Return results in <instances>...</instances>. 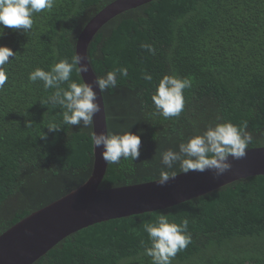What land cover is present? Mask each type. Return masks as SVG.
<instances>
[{
  "label": "trees",
  "instance_id": "trees-1",
  "mask_svg": "<svg viewBox=\"0 0 264 264\" xmlns=\"http://www.w3.org/2000/svg\"><path fill=\"white\" fill-rule=\"evenodd\" d=\"M115 1L54 0L51 9L33 13L26 34L3 28L0 46L16 55L3 66L8 79L0 87V236L92 175L93 125L64 124L59 107L41 106L54 89L45 91L29 74L50 71L63 58L71 62L81 32ZM87 58L96 76L127 68V76L118 74L117 86L102 93L107 128L141 139L140 156L108 164L100 189L157 181L164 151H179L181 142L217 122L246 124L253 138L246 150L264 148V0H154L103 26ZM164 75L191 80L178 117L153 115L151 95ZM71 79L82 82L75 71ZM49 122L61 129L49 132ZM170 171L183 173L179 164ZM159 213L177 224L189 221L191 243L171 264H264V176L165 210L88 227L34 264H152L140 242L149 240L144 222H154Z\"/></svg>",
  "mask_w": 264,
  "mask_h": 264
},
{
  "label": "clouds",
  "instance_id": "clouds-1",
  "mask_svg": "<svg viewBox=\"0 0 264 264\" xmlns=\"http://www.w3.org/2000/svg\"><path fill=\"white\" fill-rule=\"evenodd\" d=\"M54 0H0V37L3 28L23 30L26 34L33 25V13L44 9H51ZM149 53L155 49L149 45H141ZM10 48L0 46V87H3L8 77L3 66L9 62V57L15 58ZM87 61V62H85ZM89 62L86 57L76 54L69 62L68 58L60 59L51 66L50 71L36 68L29 74L32 82L42 81L45 91H54L40 101L41 106L59 107L62 110L63 123L89 128L94 124V116L101 111L96 91L93 85L77 82L71 79L73 71L82 77V73L89 71ZM127 76V68L121 67L107 72L104 76H96V87L100 93L117 86V75ZM145 80L151 81L152 76L145 74ZM67 85L64 87V85ZM191 87V80L164 75L156 85L151 95L155 112L164 118L178 117L184 110L183 91ZM219 119V118H218ZM31 120L25 121V127L32 126ZM49 132L61 129L55 122L46 126ZM247 125L237 127L231 122L215 123L207 126L202 133L189 137L179 144V151L168 149L161 154V163L164 166L159 171L157 184L166 185L175 178V172L170 171L179 164L184 174L191 171L203 173L212 171L214 178H218L232 168L229 157L240 160L246 157L248 145L252 142V135L246 131ZM45 134L41 139H44ZM91 144L96 150L102 148L100 156L107 164H119L121 159L135 161L140 156L141 139L130 131L124 133L92 132ZM187 219L180 224L170 221L169 214L159 213L154 222H144V231L148 234L147 243L141 241L144 254L151 257L152 264H171V259L179 251L187 248L191 243V234L188 232Z\"/></svg>",
  "mask_w": 264,
  "mask_h": 264
},
{
  "label": "water",
  "instance_id": "water-1",
  "mask_svg": "<svg viewBox=\"0 0 264 264\" xmlns=\"http://www.w3.org/2000/svg\"><path fill=\"white\" fill-rule=\"evenodd\" d=\"M154 0H117L98 13L79 35L76 54L87 58L88 47L109 21L120 14ZM87 62V61H85ZM90 65V64H89ZM91 66L82 80L97 93L100 113L94 116L93 132H108L102 93L96 87ZM94 149L93 172L79 189L48 207L33 213L0 236V264H34L66 237L83 229L115 219L165 210L211 193L239 180L264 176V148L246 150L240 160L229 157L232 168L214 178L212 171L181 173L166 185L155 182L102 190L108 164Z\"/></svg>",
  "mask_w": 264,
  "mask_h": 264
}]
</instances>
